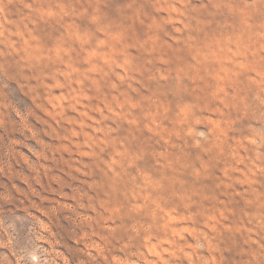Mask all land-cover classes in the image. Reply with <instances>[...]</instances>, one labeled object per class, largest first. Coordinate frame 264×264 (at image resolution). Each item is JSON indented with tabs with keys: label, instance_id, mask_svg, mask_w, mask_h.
I'll return each instance as SVG.
<instances>
[{
	"label": "rangeland",
	"instance_id": "1",
	"mask_svg": "<svg viewBox=\"0 0 264 264\" xmlns=\"http://www.w3.org/2000/svg\"><path fill=\"white\" fill-rule=\"evenodd\" d=\"M0 264H264V0H0Z\"/></svg>",
	"mask_w": 264,
	"mask_h": 264
}]
</instances>
